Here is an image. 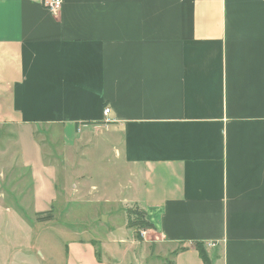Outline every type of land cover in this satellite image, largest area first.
I'll use <instances>...</instances> for the list:
<instances>
[{"label":"crops","instance_id":"crops-1","mask_svg":"<svg viewBox=\"0 0 264 264\" xmlns=\"http://www.w3.org/2000/svg\"><path fill=\"white\" fill-rule=\"evenodd\" d=\"M44 1L0 0V264L34 259L24 215L58 212L38 126L66 147L112 132L125 206L154 227L146 264H206L198 244L264 264V0Z\"/></svg>","mask_w":264,"mask_h":264},{"label":"rangeland","instance_id":"rangeland-1","mask_svg":"<svg viewBox=\"0 0 264 264\" xmlns=\"http://www.w3.org/2000/svg\"><path fill=\"white\" fill-rule=\"evenodd\" d=\"M111 135L112 132L98 130L89 138L81 135L76 144L66 147L62 132L56 128L38 126L35 129L37 151L41 150L44 161L48 160L46 164H55L50 176L55 175L57 181L58 192L53 199L56 198L54 204L58 212H53V225L36 222L35 213L24 215L34 225L29 229L33 235L30 243L21 247L33 252L34 259L30 258L33 260L30 264H79L75 262L72 244L81 242L93 244L98 264H146L142 257L156 253L150 241L144 243L145 239H150L149 230L128 227L142 211L125 206L124 193L129 177L125 167L115 158ZM1 136L0 144L5 140L11 143L8 131ZM99 214L106 216L105 219L99 218ZM122 226L130 229L131 236L128 237V230L124 231ZM121 240L125 242L121 243ZM8 251L17 253L18 247L10 246Z\"/></svg>","mask_w":264,"mask_h":264},{"label":"trees","instance_id":"trees-1","mask_svg":"<svg viewBox=\"0 0 264 264\" xmlns=\"http://www.w3.org/2000/svg\"><path fill=\"white\" fill-rule=\"evenodd\" d=\"M144 215L145 214L142 213L141 216H138L136 221L129 222L128 227L129 228H136L137 227L139 229V231L149 230V229L154 228L153 224L150 221H148ZM41 216H43V217L41 218ZM44 216H46V215L42 214V213L37 214V221L38 222H44V221H48V220H53V215L51 212L47 213L46 217H44ZM196 248L198 249L200 256H201L202 260L204 261V263L208 264L209 260H208V257H207V254H206L204 247L202 245L198 244V245H196Z\"/></svg>","mask_w":264,"mask_h":264},{"label":"built area","instance_id":"built-area-1","mask_svg":"<svg viewBox=\"0 0 264 264\" xmlns=\"http://www.w3.org/2000/svg\"><path fill=\"white\" fill-rule=\"evenodd\" d=\"M43 4L48 11L55 14L61 10L63 1L62 0H45ZM104 114L107 117L110 114V109H106ZM107 121L109 122V120Z\"/></svg>","mask_w":264,"mask_h":264}]
</instances>
